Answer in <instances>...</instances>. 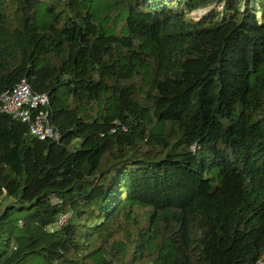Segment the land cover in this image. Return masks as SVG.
<instances>
[{
  "label": "trees",
  "instance_id": "16d2710c",
  "mask_svg": "<svg viewBox=\"0 0 264 264\" xmlns=\"http://www.w3.org/2000/svg\"><path fill=\"white\" fill-rule=\"evenodd\" d=\"M13 1L59 138L0 111V264H264V0Z\"/></svg>",
  "mask_w": 264,
  "mask_h": 264
},
{
  "label": "built area",
  "instance_id": "2783aa9c",
  "mask_svg": "<svg viewBox=\"0 0 264 264\" xmlns=\"http://www.w3.org/2000/svg\"><path fill=\"white\" fill-rule=\"evenodd\" d=\"M50 99L46 93L34 92L22 79L11 89L0 94V111L28 125L29 133L39 139L58 140L59 133L50 123ZM66 215H61L57 226L62 225Z\"/></svg>",
  "mask_w": 264,
  "mask_h": 264
},
{
  "label": "rangeland",
  "instance_id": "374dc122",
  "mask_svg": "<svg viewBox=\"0 0 264 264\" xmlns=\"http://www.w3.org/2000/svg\"><path fill=\"white\" fill-rule=\"evenodd\" d=\"M13 4H14L13 0H5L6 15H7L8 22H10V24H9L10 27L17 26L16 19H15V13L13 12V9H14ZM49 4H56L55 0H42V2L39 4L37 12H36L37 22H41L42 20L47 18L46 17L47 13L45 11H46V7ZM61 4L59 5V7L61 6ZM91 4L96 5V4H98V1L92 0ZM204 12H205V9H200V10L190 12V13H188V15H190L194 18H198ZM134 209L136 210V208H134ZM141 222H143V219H141ZM125 225H126L125 222L120 223L119 227L116 228V232H114L113 235L110 237V239H108V242H110V240H124L125 241L126 237H125L124 232H123V228ZM84 252H86V251H84ZM91 258H92V256L90 255L84 259H85V261H88L89 259L91 260ZM128 258H129V254H127L125 259H123V261H124L123 264H129ZM137 264H139V263H137Z\"/></svg>",
  "mask_w": 264,
  "mask_h": 264
}]
</instances>
